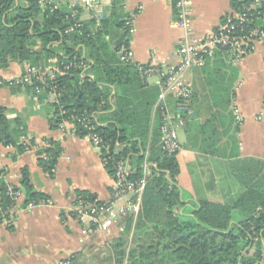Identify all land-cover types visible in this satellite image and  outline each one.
<instances>
[{"label":"crops","instance_id":"0c3cea01","mask_svg":"<svg viewBox=\"0 0 264 264\" xmlns=\"http://www.w3.org/2000/svg\"><path fill=\"white\" fill-rule=\"evenodd\" d=\"M39 2L43 7L42 3H51L79 11L77 21L81 25L94 21L80 0ZM113 2L101 0L103 16L109 15ZM118 4L121 20L133 17L134 32L128 33L127 45L133 52V64L160 67L175 63V47L182 30L173 22L172 0H118ZM233 10L231 0H191L193 33H208ZM119 32L121 29L115 28L112 35ZM53 61L38 65L51 69ZM28 64L11 61L0 68V105L7 118L19 119L25 125V133L18 140L25 145L22 152L0 142V181L8 186L19 185L25 167L32 188L44 193L47 200L30 208L21 205L12 226L0 224V264H116L112 246L123 230L125 214L119 215L108 230L94 231L78 222L71 212L75 196L82 192L101 201L109 199L113 176L102 162L99 147L88 136H80L69 127L62 130L58 125L50 126L52 94L46 93L41 99L39 93H32L24 85L9 84L23 74ZM187 79L193 87L192 112L178 129L181 148L176 153L177 183L186 196L231 203L244 190L242 182L252 170L264 167V37L253 40L237 61L226 58L206 70L193 68ZM144 80L143 88L132 90L136 102L144 100L148 90L159 88L155 75ZM157 100L158 96L152 121ZM167 100L174 105L171 95ZM234 108L239 111L241 123L236 122ZM15 126L12 122L11 128ZM49 140L61 148L52 174L37 161L38 152L49 145ZM97 251L105 256H96Z\"/></svg>","mask_w":264,"mask_h":264},{"label":"trees","instance_id":"16d2710c","mask_svg":"<svg viewBox=\"0 0 264 264\" xmlns=\"http://www.w3.org/2000/svg\"><path fill=\"white\" fill-rule=\"evenodd\" d=\"M259 1L250 11L253 21L246 23L245 29L264 28V0ZM252 2L231 0V5L242 10ZM118 5L114 0L109 15L97 25L90 21L74 28L79 11L73 16L64 5L51 8L41 6L39 0H0V68L11 61L40 66L41 61L54 59L51 64L58 71L52 79L47 78L57 91L49 104L53 116L48 119L50 126L56 128L68 120L74 132L84 136L87 130L80 119L88 117L94 125L92 132L101 138L102 152L110 156L105 168L112 176L114 160L126 159L134 177L142 174L146 162L148 175L140 210L135 217L125 214L123 230L112 246L116 264H264V167L252 170L242 182L244 190L231 203L184 194L177 183L176 153L167 154L158 145V108L152 121L159 88L148 90L144 100L136 102L132 90L143 88L145 80L135 64L118 57L119 48L129 41ZM115 28L121 32L112 35ZM226 58L217 50L201 69ZM38 84L33 81L24 86L35 93ZM47 90L39 93L41 99ZM5 111L0 105V142L22 152L25 145L18 140L25 125L19 119L7 118ZM12 122L16 126L11 128ZM48 143L38 152L37 161L52 174L61 148L53 140ZM8 187L0 181V218L8 215L13 203ZM12 187L22 192V206L47 200L44 193L32 188L25 167L19 185ZM80 195L94 198L83 192Z\"/></svg>","mask_w":264,"mask_h":264},{"label":"built area","instance_id":"2783aa9c","mask_svg":"<svg viewBox=\"0 0 264 264\" xmlns=\"http://www.w3.org/2000/svg\"><path fill=\"white\" fill-rule=\"evenodd\" d=\"M175 9L174 24L182 30V35L178 39L175 54L176 62L165 66H155L151 64H136L137 71L144 79L155 75L156 83L160 91L156 108H158L161 117L159 147L167 154L177 153L180 148L178 138V129L183 125L185 116L192 112V83L187 79V73L193 68L203 67L208 60L214 57L215 51L221 50L223 54L232 61L240 59L250 48L253 40L264 37V28L260 26L245 29V24L253 21L250 11L260 1L253 2L244 7L242 10H233V13L227 16L216 28L204 35L193 33L191 25V0H172ZM84 9L91 12V16L96 24L103 17L101 0H80L79 3ZM42 5L55 4L42 3ZM73 5V4H72ZM74 6V5H73ZM72 15L76 11L72 10ZM242 24H244L242 26ZM79 22L73 27H79ZM128 33L134 32L133 17L130 16L124 21ZM70 27L69 30H72ZM120 61L124 63H133V52L128 46H121L117 51ZM57 68H44L37 65L28 64L22 75L9 81L12 86H22L33 84L38 81L39 84L34 86L35 93H41L48 89L47 93L53 95L56 99L57 91L55 86L51 85L47 78L52 79ZM171 95L174 99V105L168 103L167 96ZM236 122L241 123V116L238 109H233ZM81 124L86 128V136L90 138L94 145L98 146L101 152V159L104 166L109 164L110 156L101 150V138L92 130L94 125L88 117L80 119ZM58 127L65 130L67 127L75 131L72 122L63 120ZM113 184L110 198L101 201L97 198H91L87 195L78 194L75 196L71 205V212L74 218L81 224L94 231H105L111 228L119 215L131 213L135 217L140 210L141 196L146 184L148 170L146 162L142 165V174L134 177L133 171L124 158L112 162ZM54 169H52V172ZM13 203L7 209L6 214L0 218V224L12 226L14 223L16 210L20 207L23 194L20 190H14L11 185L8 187ZM46 202V201H44ZM36 204H27L23 208H30ZM59 264H67V261H61Z\"/></svg>","mask_w":264,"mask_h":264},{"label":"rangeland","instance_id":"374dc122","mask_svg":"<svg viewBox=\"0 0 264 264\" xmlns=\"http://www.w3.org/2000/svg\"><path fill=\"white\" fill-rule=\"evenodd\" d=\"M96 245H97L98 247H101V243H100V244H96ZM97 249H100V248H97ZM102 254H103L102 252H100V251L98 252V251H97L95 255H96V256H98V255L101 256ZM103 256H105V254H103Z\"/></svg>","mask_w":264,"mask_h":264},{"label":"water","instance_id":"95a60500","mask_svg":"<svg viewBox=\"0 0 264 264\" xmlns=\"http://www.w3.org/2000/svg\"><path fill=\"white\" fill-rule=\"evenodd\" d=\"M23 190V193H25V190L24 189H22Z\"/></svg>","mask_w":264,"mask_h":264}]
</instances>
